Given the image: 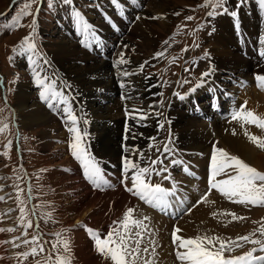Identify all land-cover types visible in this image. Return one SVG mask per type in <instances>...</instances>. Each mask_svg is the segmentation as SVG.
<instances>
[{"label":"rangeland","instance_id":"1","mask_svg":"<svg viewBox=\"0 0 264 264\" xmlns=\"http://www.w3.org/2000/svg\"><path fill=\"white\" fill-rule=\"evenodd\" d=\"M121 0V4L119 6L114 7L113 4L109 2V0H73L74 7L69 8L66 4L62 3V0H33L31 4L30 11L32 12V15H29L27 17H22V13L24 10V2L25 0H18L17 3H14L13 0H0V66H2V69L0 68V84H4L3 88L0 90V128H4L5 125H7V128L4 129L3 132H0V153H3L6 151L4 148V145L8 143L9 140L12 141V147L11 150L8 151L7 155H0V177H7L8 179H0V186H3V190H0V196L4 197V201H0V227L5 228H17V231L12 233H5L7 236L6 238L8 240L13 239L16 236H21L23 232V228L19 227V201L16 198V185H19V188L23 189V192L20 194V199L24 201V204L26 205V209L29 210L28 218L33 219V228L28 230V236L22 237V239H31L34 231H35V218L31 216V208L32 204H35L37 206H40L37 208L38 215L40 217V229L43 230L42 232L45 233L44 238L47 240H55V236L52 235L53 233H62L65 238H67L70 241L71 245V251L70 253H65V255H70L71 260H75V262H71V264H84L80 258H77L76 250L74 245V239H73V232L71 229V226L68 225V216L69 214H66V212H63L62 214V208L64 209V205H62L59 202V191H58V185L53 182V180L49 176V168L48 166L44 165L42 163V158L44 156V151L42 148V139L40 137V133L42 131V128L40 126H35L32 128H25L23 129L20 125L21 130L15 129V126H13L10 123L11 119V109L8 107H4L2 105L1 99L2 95L7 94V99L9 102H12L14 104L13 108L16 104V91L17 86L19 84H29V93L36 98V101L41 103L42 100L38 97L39 96V90L37 86L34 84V76L33 72L28 69L27 65H29L28 62L25 61V66L22 64V59L24 57H20L17 55L16 51H13V49L19 50L24 37L29 36L33 33V27L32 22L35 18L37 23L35 25L36 34L34 36V42L36 44L37 52L42 54L46 59L48 60L52 72L55 73L56 79L58 82H63L67 85L71 86V92L74 95L75 99L73 102H77L78 104H83V110H81V117L85 118L87 116V109L86 104H84L83 101V92L79 91L78 89H73L72 84L68 79L60 78L56 75L55 69H53V62L51 60L50 56V50L54 47L55 44L74 40V42H77L80 44V49H84L85 51L94 54L95 48H85L80 40L81 37L78 35L77 30L74 28L72 18L70 16V11L79 10L83 16L86 18L87 21H90L93 26L96 24H99L98 19L105 18V13L111 14V18L113 21H115V24H110L109 27L112 25L118 26V31L116 29H113L112 32V39L113 41H109V43L103 42L105 40V34H102L100 31L95 30L99 33V35L102 37L101 41V47L106 50L105 54L100 53L98 54V60H103V57H110L111 58V51H115L118 47H120V52L124 53V56L127 55L130 60L134 57H137V52H132L131 49H129L128 44L125 48L124 42L126 40V37L128 36L127 33L131 32L134 29V25L140 20V16H142V13L148 12V7H150V4L154 2V5L156 6L155 9H157V5L161 3L160 0ZM171 5L174 7V11L172 13L173 20L172 22H168L167 26L160 23V16H153L156 17L155 19L153 17H148L147 21L150 24V28H152L156 33V41H157V52L155 53L154 57H151V59L148 60V63L145 64V71L143 76L147 77L148 79H151V82L146 86H152L154 84H157L154 88H151V90L155 91V97L154 101L157 103V109L156 111L160 112L163 117H166V112H170V110L173 112L174 108H178L180 113H178L179 120L177 121L178 117L176 116L177 128L181 129V126L183 127L184 122L181 120L182 112H184L186 115L189 116H197L200 112L203 113V119L206 123H211L213 118H209V108L211 107V101H212V94L215 90H220L223 93V96L225 97L226 93L231 92L230 86L238 85L236 83H241V80L238 79V73L244 69V67H236V66H228L226 65L224 69H218L216 71V77L213 82H210L208 80L207 85L204 89H197L195 92L191 93V96L186 101V103L181 104L184 101H178L176 98H178L174 93H182V92H188L191 89V86H188L189 83L192 80L193 75L194 80H200L201 74L204 73L203 71L208 70L209 62L208 60L203 61L202 63L199 62L203 59V55L208 50V54L210 49V45H214L212 41V37L216 35L217 31H211V21H216L218 19H226L227 17L230 19L231 15L223 14L224 16H219L220 14H217L215 17H210L209 12L212 10L213 5L215 3V0H168ZM237 0H228V6L229 11H231L233 8L236 7ZM12 5L13 11L11 13L8 11L10 6ZM50 5H53L50 7ZM208 5V6H205ZM259 7V11L257 10L254 12L255 15V25L250 24L248 27L252 28L254 27V35L260 37V31H258L259 24L258 21L261 19L262 13L261 10H263V16H264V5H261L259 3V0H248L247 4H244L239 8V20L248 18V12L253 9V7ZM160 7V6H159ZM161 8V7H160ZM37 9H39V13L37 16ZM152 9V8H151ZM153 10V9H152ZM158 10V9H157ZM8 11V12H7ZM100 15H98V12ZM150 11V10H149ZM246 11L247 13H245ZM5 12H7L9 15H7ZM242 12V15H241ZM5 13L7 15L6 17L2 18L1 14ZM177 13H179L177 15ZM92 14V17L90 19L87 18ZM193 17L192 20L186 19L187 17ZM139 17V20L137 19ZM218 17V18H217ZM130 18V19H129ZM217 18V19H216ZM20 20V24L22 26L17 27L16 22L17 20ZM206 20V23H203L198 31V34L196 35L197 31H195V28L199 25L200 22ZM58 21L62 24L59 25ZM209 21V22H208ZM252 21V20H249ZM102 22V21H101ZM106 22V20H105ZM208 22V23H207ZM248 21H246L247 23ZM194 23V26H193ZM105 26H107L106 23H104ZM108 28V26H107ZM110 30V29H109ZM122 30V32H119ZM213 33V34H212ZM259 33V34H258ZM218 35V34H217ZM244 34H234L233 38L236 39V46L235 49H241L242 41L240 38ZM124 38H123V37ZM126 36V37H125ZM199 38V39H198ZM76 39V40H75ZM240 39V40H239ZM121 41L122 45L120 46L118 42ZM167 41V44L165 43ZM241 41V42H240ZM126 43V42H125ZM234 45V44H232ZM112 46V47H111ZM115 46V47H114ZM116 48V49H115ZM185 48H187V51H183ZM232 48V47H231ZM230 48L229 51L232 49ZM180 49L183 51V58H181L182 54L177 53L176 55H173L171 52L174 50ZM157 53H164V55L160 56L159 58H156ZM195 54V55H194ZM242 54V53H241ZM194 55V56H193ZM12 57L13 59H9ZM191 64L193 65L192 61H197L196 66L197 70L189 69V63H186L185 60L187 58H191ZM150 58V57H149ZM207 57H205L206 59ZM246 58V57H245ZM25 60V59H24ZM179 60H181V65L179 64ZM212 60V57L211 59ZM34 61L37 64L36 68H39L40 61L38 58H34ZM104 62L110 63V60H103ZM247 65L246 68L252 69L255 71V65L250 61V58L245 59ZM216 63V61H214ZM208 63V64H207ZM169 64V66L166 68V65ZM189 69V71H185V68ZM164 71V74L162 70ZM113 71H115V67H112ZM3 70V71H2ZM34 70V69H33ZM51 74V72H50ZM7 78V89H5V83L6 81L4 79ZM208 79V77H206ZM223 78V80H222ZM187 80L189 83H184V81ZM218 82L217 86L215 83ZM242 85L246 88V90H242L243 92L247 93L248 97L251 99V108L252 112L255 114L257 110L255 109L254 105L252 104L253 98L250 96L251 90L253 89L251 87H254L256 89V92L263 95L264 89H262L258 83L252 82V83H246L243 82ZM209 86H212L211 91L208 93L205 91V89ZM120 94H115L113 96V99H117L116 102H118V105H116V110L118 112L115 113L116 115L120 113H125V100L123 99L122 91L120 90ZM158 93L162 95H158ZM2 94V95H1ZM67 94V93H66ZM110 96V93H107ZM157 94V96H156ZM106 95L105 92H101L99 97H102ZM113 95V94H112ZM183 95V94H181ZM185 95V94H184ZM98 101L102 100V103L104 104L107 100L99 99ZM81 100H79V99ZM235 101L237 97L235 96ZM119 100V101H118ZM230 100V99H229ZM159 102V103H158ZM202 103V104H201ZM100 104V102H99ZM171 104V106H170ZM195 104V106H192ZM41 106L43 104H40ZM223 105H227V101L225 100L223 102ZM100 106V105H98ZM190 108L197 109V112H191ZM13 110V109H12ZM121 110V112H120ZM193 110V109H192ZM46 111H50V114L54 117L58 124V128L64 131V133H67V138H65V141L68 143L67 146V154L73 160V162H76V166L79 168V162L74 161V157L70 153L69 149V143L71 139V134L67 131L66 126L64 122L62 121L61 116L57 113H51V109L48 107ZM57 113V114H56ZM122 113V114H123ZM84 114V115H83ZM261 115L259 112H257L255 115ZM160 115V116H162ZM168 115V114H167ZM228 115V112L226 116ZM13 116L16 118V123L19 125L20 121L17 118V114L15 112L13 113ZM222 119H223V115ZM263 115H261L262 117ZM264 117V116H263ZM119 118V119H118ZM124 118V119H123ZM118 120H122L124 124L122 126H130V121L128 120V115L125 114L123 117L119 115L117 116ZM159 117H157V120ZM164 121L165 119H161ZM113 121V120H111ZM152 116L147 120V124L151 126ZM210 121V122H209ZM183 123V124H181ZM81 126H83V130H85L90 136L91 130L86 126H91L89 123L86 125L83 123ZM100 126H102L100 124ZM247 126V125H244ZM250 131L253 135L259 136L261 138H264V129L255 127V125H252ZM86 127V128H85ZM250 127V126H247ZM260 130V131H259ZM49 129H47V132ZM52 130V134H53ZM157 131V130H156ZM20 137H17V135H20ZM165 135H168L165 131H153L148 137L154 136L157 137V146L161 149V145L165 141ZM22 141V144H21ZM50 143H53L56 145L57 142L52 139H47ZM124 142H127L123 140ZM145 140V148H144V155L145 157H149L151 159H155L159 153L156 151V148L154 147L151 150V153L148 152L147 146L149 144V141ZM250 145L252 146V150L255 151L258 155L264 154V149H261L257 147L254 143L251 141ZM147 144V145H146ZM122 145V144H121ZM169 147H172L175 149L174 144L169 145ZM92 148V147H91ZM223 148V147H221ZM226 150L225 148H223ZM176 150V149H175ZM227 151V150H226ZM20 152V153H19ZM94 153V152H93ZM232 155V154H231ZM95 156V154H94ZM96 157V156H95ZM175 158L180 159L181 156L175 151ZM104 159V158H102ZM243 160V159H242ZM108 161V160H105ZM201 160H198L197 162H200ZM109 162V161H108ZM195 162V161H194ZM247 163V162H246ZM28 164V168L27 165ZM166 165H169V163H165ZM191 165H194L197 167V170L199 171L202 169L201 165H197L196 163H191ZM159 167V165H157ZM67 169L68 174L76 171L73 168ZM172 169H178L181 170L180 174L182 177H185L188 179V185H189V194L186 196L184 207L186 208L188 205V202L192 201L194 204H196L197 200L200 199L206 192H208V188L202 187L203 184L199 185L200 183L196 180H192L190 177H188L185 172L182 170L181 167L175 166L170 167V171ZM195 170V171H197ZM258 170V169H257ZM258 171L264 172L263 169H259ZM193 173H189L191 175ZM196 174V172L194 173ZM167 175V173H165ZM178 175V177H179ZM81 176V175H80ZM19 177V179H17ZM83 177V176H82ZM81 177V178H82ZM223 177V176H222ZM155 178V175H154ZM158 178V177H157ZM180 178V177H179ZM184 178V179H185ZM183 179V180H184ZM217 179H220L217 177ZM82 180L84 183H86V179L83 177ZM186 180V179H185ZM184 180V181H185ZM159 182V181H155ZM161 182V181H160ZM166 183H163L164 187L171 188L170 181L165 180ZM177 183V182H176ZM178 185V184H177ZM183 186V191L187 192V186ZM194 186V188H191ZM202 187V188H201ZM29 188H32V191L30 195L33 197L31 200H29ZM49 189V190H48ZM207 190V191H206ZM182 192L179 190V186L177 187V193ZM99 193H102V191ZM176 193V194H177ZM193 196V197H192ZM213 198H212V197ZM217 198H214V197ZM220 200H219V199ZM197 199V200H196ZM224 199V200H223ZM226 198L222 196L219 192H215L211 190L210 194L207 196V199L203 202L199 203L196 209L194 210V207L192 209L194 211H190L189 213H186L183 215V217L180 219V221L186 216L188 218H184L185 220L183 222H186L187 224L197 225V226H210L208 224L209 221L212 222L211 229H214L216 227L225 225V228L230 229L231 225L234 224H240L241 226H235L230 229L229 233H223L222 238H224V241L233 240L235 241L240 236H246L250 235L252 239H261L264 240V236H261L260 232L258 231L262 224H264V206H255L251 207V205H241L237 203H233L230 200H225ZM218 201L219 203L222 202L224 204H218L213 209H210L212 207L213 203H216ZM110 203V201H109ZM141 201L138 204H134L132 207H137L136 209V216L140 217L143 215L140 212V209L144 208V205ZM233 203V205H232ZM230 204V205H229ZM137 205V206H136ZM143 206V207H142ZM140 208V209H139ZM209 208V209H207ZM9 209H13L14 211L9 212ZM105 209V208H102ZM107 209V208H106ZM127 208H124L123 210H113L108 209L105 211V213H101L99 207H97V211H99L98 214H101L103 216V220L98 221L94 223V219L89 218L83 223H79L80 225H86L89 226L90 223L95 224V228H99L100 226H103L104 223H108L113 217L118 216V219L121 220L123 218V215L125 213V210ZM181 211H178L180 213ZM203 213L201 216L202 221L199 223L196 222L194 219V216L198 213ZM45 213H51V216H45ZM225 213H234L237 217H244V219L240 220H234L231 215H226ZM192 214V215H190ZM163 217V216H162ZM205 218V219H204ZM151 223L152 219L149 217ZM199 221V219L197 218ZM155 222H160V229L157 231V234L161 236H166L171 240V233L173 226L169 225V220L166 218H162V220H155ZM163 221V222H161ZM179 221V222H180ZM237 221V222H236ZM166 222V223H165ZM182 222V224H183ZM236 222V223H235ZM147 224H150L149 222H146ZM203 223V224H202ZM101 224V225H99ZM169 226H168V225ZM181 224V225H182ZM164 228V231L162 230ZM235 228V229H234ZM183 229V228H182ZM209 229V228H208ZM85 228L79 227L80 232H85ZM184 230V229H183ZM98 231V230H96ZM255 233V235H252ZM184 235H182L184 238H194L198 234L197 229L195 228L194 231L187 232L184 230ZM189 234L194 235L193 237L189 236ZM207 234V233H205ZM205 234H202L200 236H204ZM86 236V233H85ZM221 237V236H219ZM87 238V237H86ZM88 239V238H87ZM166 239H162L160 241V247L159 251L161 252L162 256L158 257L156 260H158V264H174L171 257L169 256V251L171 250L169 248V245L166 241ZM89 241V240H88ZM90 242V241H89ZM17 243H21L20 241H17ZM91 246L94 248V245L92 242ZM247 244V243H245ZM162 246V247H161ZM250 251L253 247H259L258 245H252L249 244ZM145 247V240L141 243V250ZM219 247V245L217 246ZM3 250L12 257H15L16 253L24 252V251H30V246H26L21 244L20 248H14L11 245H5L3 247ZM241 250V249H240ZM239 247H234V250L229 252H225V257L229 256H240L239 254L244 253V251H240ZM150 251V250H149ZM240 251V252H239ZM247 249L245 248V253ZM61 252H63V249H61ZM95 252H97L95 250ZM239 252V254H238ZM74 253V254H73ZM151 254V259L154 262V258ZM256 255H264V253L257 252ZM47 256V249L44 253H42L40 256L36 257L35 259L33 257H29L27 260H23L22 264H35V260L39 259L41 260L42 264L44 259ZM96 258H99L101 263H104V258L99 257V254H95ZM15 262L13 264H21V260L14 259ZM110 262V260H108ZM106 262V261H105ZM108 263V262H106ZM155 263V262H154ZM110 264V263H108ZM156 264V263H155Z\"/></svg>","mask_w":264,"mask_h":264},{"label":"bare ground","instance_id":"2","mask_svg":"<svg viewBox=\"0 0 264 264\" xmlns=\"http://www.w3.org/2000/svg\"><path fill=\"white\" fill-rule=\"evenodd\" d=\"M160 1L161 3L157 5L158 10L155 9L156 6L154 5V2H152L150 4V7L147 8L148 12L146 11V13H142V16H140V20L138 19L139 21L134 25V29L131 32L127 33V37L125 36L126 40L123 41L124 45L128 44L129 49L132 47V52H137V57H134L132 61L127 55H125V59L130 61V63L128 64L121 65L119 68L114 66L119 54L121 53L120 47H118L117 49L115 48V51H111L110 63L104 62L103 60H98L99 58L97 55L100 53L105 54L106 52V50H104L102 47H100L99 49H94V54H91L85 51L84 49L81 50V46H79L80 44L74 42V40H65L64 42L57 43L50 50V56L53 62V69H55L56 75L59 77V79H68L72 84L73 89H78L79 91L83 92L82 102L86 104L85 108L87 109V116L85 117V119L87 120V123L91 125L86 126L91 130L90 136H88L86 139L88 141V144L90 145L91 153L93 155L95 154L96 158L100 161L102 167L105 169L106 178L110 181L112 185L111 187L105 190H100V192L102 191V193L96 192V190L98 189L95 188L83 176L81 165L79 164L78 168L75 165L76 162L74 163L73 160H71V158L68 156V143L65 141V138L68 137L67 133H64V131L58 128V124L52 114H50V111H46V109H48L47 104L43 101L41 103L36 101V98H34V96L29 93V84L25 83L19 84L17 86L15 110L17 111L19 116V125H21L23 129H25L26 127L29 129L35 126H40L42 128V131L40 133V137L42 139V148L44 151L42 163L48 166L50 170V178L53 180V182L58 185L59 202L61 204V207L62 205H64V209L62 208L61 215L63 216L64 211L66 212V214H69L67 223L71 226L74 244L76 241V244L74 245L77 254L76 256L77 258H80L84 264H100L101 261L99 258L95 257V254L98 255V253L95 252V248L91 246L90 242H92L93 245L94 242L90 239L88 232L86 230H84L85 232L79 231V223H83L89 218L94 219V223L103 220V216L101 214H98L99 211H97V207L101 209L100 212L103 214L108 209H113L114 211L119 209L123 210L124 208L132 207L134 204H138L141 202V200L127 192L125 190L124 185L120 183L121 159L122 155L124 154V148L121 146V143L127 144L129 146L139 145V147L144 150L145 140L153 131L157 130V116H152L151 126L147 124V121L143 122L148 125L147 127L135 126L134 122L128 119L131 124L127 127L130 129V131L126 133V126H122L124 122L122 120H118L119 118L117 119V116L119 117V115L123 117V115L126 114V111L125 113L122 112L123 114L120 113L116 115L115 110L116 105H118V102H116L117 99H113V96L118 93L120 94L121 90L123 96L128 93L131 94V96L133 97L132 99L125 100V107L148 110L149 105H154L155 107L152 110L156 111L157 109V103L154 101L155 91L150 89V87L154 88L157 84H154L155 86L152 85L150 87L146 86L150 82L152 84V81L151 79H148L147 77L143 76L145 69L143 70V72H139L138 74H134L129 77H123L122 71H138V66L141 64H145L146 59H151V57H154L155 53L157 52L158 44L156 41V33L152 28H150V24L148 23L147 19L148 17L160 16V23L167 26V23L172 22L174 18L172 15L174 11L173 5H171L168 0ZM258 8L259 7L256 6L253 7V9L251 8L248 13L244 11L248 14V18L246 19L239 20V16H231L230 19L227 17L226 19H218L216 21H211L210 30L217 31V33L211 38L214 45H210L212 50L210 49L208 54V70L203 71L207 72L211 69V75L208 76V79L205 77L204 83L201 86L196 87L198 84H200L199 80L194 86L196 90L204 89L207 85L208 80H210V82H213L216 77V71L219 68L224 69L226 65L244 67V69L238 73V79L241 80V83H236L238 85L230 86L232 94L228 92L224 97L223 93L220 90L213 91L211 107L208 109L210 111L209 118H213L212 122H205L202 115L203 113H201L202 111L198 112L199 114L197 116H189L182 112L181 120L182 122H184V125L183 127L181 126V129H179L177 128L178 126H176L177 121L179 120V109L174 108L173 112L171 110L169 113L166 112L167 122H171V126H169V128H171L173 134L176 135V138L172 141L170 146L174 144L177 153L181 156L180 160H182L184 164L179 165V167H181L182 170L184 166H187V168L190 167L193 172H196L195 170L197 169L194 165H191L192 162H190V160H193L195 162L198 160H202V158L198 157H200L201 154L207 155L211 149V146L213 145L215 147L225 148L229 154L238 156L240 159H243L249 165L255 167L258 170H264V154H256L255 151L252 150V146L250 145L251 143H249L250 140L248 136L245 135V129H247V131L252 134V132L250 131L251 128L249 129L247 126L242 127L241 124L237 121L229 122L228 115L223 116L222 119V116L221 114H219L217 108V105H220L225 108L224 113L228 112L229 114L230 106L232 108L238 109L240 105L247 101L246 110L252 111L251 99L248 97L247 93L242 91L246 90L242 83H258L256 77L258 75H264V57L259 54L261 51H264V16L262 9H260L262 16L261 19H259L258 21V31L261 32L260 37L254 35L255 31L253 26L252 28L248 27L250 24L255 25L256 21L254 12ZM257 11L260 12L259 9ZM98 13V15H100V13L102 12L99 11ZM105 14L109 17L111 16V14L109 13ZM91 17L92 14L87 16L88 19H90ZM95 19H98L99 21V24L95 25L96 30L106 35L105 40L103 42L109 43V41H113L111 35L114 28L116 29V31H118L117 24L109 27V22H105V18L100 19L98 16V18L95 17ZM246 21L248 22L246 23ZM104 23L107 24L108 28L107 26H105ZM119 32H122V30H120ZM235 33L244 34L243 36L238 37L241 39L242 42H240L243 46L240 50L238 48H234L237 47V38H233ZM118 44L121 46V41H119ZM230 48L232 49L231 51H229ZM259 56L261 57L259 58ZM211 57L212 60H210ZM245 57L247 59L250 58V61H252L253 64L258 61L260 63L259 68L257 69V67H255V71L246 68L247 63L245 61ZM24 59H22V64L25 66V61L27 59L25 57ZM214 61H216V63ZM26 62L29 63L28 60ZM35 66L37 67V65ZM27 67L28 69H30L31 72H33V66L30 65V63L29 65H27ZM112 67H115V71H113ZM121 80H124L125 83L130 82L132 87L127 89L121 88ZM216 84L218 85V82L215 83V85L213 86H217ZM211 88L212 86H209L205 89V91L209 93L211 91ZM251 88H253L250 89V96H252L253 98L252 104L254 105L257 112L264 116V92L262 95L256 92L257 88ZM101 92H105L106 95L99 97ZM107 93H110V96ZM190 96L191 94L186 96L184 99H180V101H187ZM235 96L237 97L236 101L234 98ZM98 97L99 99H105L107 101L103 104L102 100L98 101ZM176 100L179 101V98H176ZM225 100L227 101V105H223V102ZM186 101L182 102L181 104L186 103ZM40 104L43 105L41 106ZM214 105H216V107H214ZM192 106H195V104H193ZM73 107L76 110V114L81 117V110L79 108V104L77 102H73ZM190 110L191 112H197V109L195 108H190ZM54 112L57 111L55 110V108H52L51 113ZM116 112L118 111L116 110ZM257 112H255V114ZM176 116L178 117L177 121H175ZM82 124L83 123H81V125ZM100 124L102 126H100ZM81 125L80 127L83 129V126ZM47 129H49L48 132ZM232 129L236 130L235 135L232 134ZM52 130H54L53 134L51 133ZM132 131L137 133V139L135 140L131 138ZM140 133H142L143 136H140ZM126 134L129 136V138L127 139V142H124L123 137H125ZM47 139L55 140V142H57L58 144L55 145L53 143H50L49 141H47ZM133 159L135 160L136 157H133ZM105 160H108L109 162ZM74 161L76 160L74 159ZM140 163L141 166L144 165V161H140ZM196 164L200 165L199 162H197ZM66 167L68 169L73 168L76 171L70 173L69 175ZM173 171L174 169H172L171 171L172 179L177 182L179 190L182 192L177 193L174 198H171L172 206L168 210V213H170L171 210L182 211V209L185 208L184 204L186 196H188V194L191 192H189V185L187 182L188 179L182 177V175H179V178L178 175H176ZM185 174L192 180H196L194 174L189 175V173L187 172H185ZM80 175L86 179V183H84ZM129 175H131V173H129ZM159 178L161 181L162 177ZM157 179L154 180L152 176L153 183H159L160 181ZM163 183L166 182L163 181ZM128 185L131 186V181L128 182ZM186 185H188V188L187 192L185 193L183 191V186ZM214 198L217 197L215 196ZM225 200H227V198ZM142 204L144 205V208L139 209L143 215L149 216L154 212L161 211L160 209L154 208L144 202ZM218 204L224 203H219L218 201H216V203L212 204V207L210 209H213ZM241 205L239 204L240 207ZM202 214L203 213L201 212L194 216V219L197 223L202 221L199 217ZM155 215V218L151 217V226L152 229L156 230L157 232L160 229V222H155L154 219L162 220V218L164 219L165 215L167 214L162 215L163 217L158 216L157 214ZM184 218H188V216H185ZM184 218L178 223L177 226L172 229L171 240L168 237L166 239V236H162V239H166L168 245L172 244L175 247L172 242V234L174 229L177 227L181 229V232L178 233V235L181 236L184 235V230L187 232H191L194 231V229L196 228L199 235L207 233L204 236H221L219 238L223 240V233H229L231 228L243 225L242 222L240 224L231 225L230 229H227L225 228V224L211 229V227H213V225H211V221L208 222L210 226L206 227L204 225L201 226V224L200 226L192 224L189 225L186 222H183L185 220ZM197 218L199 219V221L197 220ZM115 219L116 216L113 217L108 223H104L101 227V230H98V232H100L102 235L106 234L109 230V226ZM94 223L89 222V226L87 227L92 228L93 225L95 226ZM162 230L164 231V228H162ZM6 234L0 233V240H8L6 238ZM189 236L193 237L194 235L189 234ZM146 245L147 243L145 242V246ZM4 246L5 245L0 246V256L11 255H8L3 250ZM155 247L157 248V251L159 252L160 256H162L161 252L159 251L160 242H156ZM152 256L155 259L154 262L158 264V260H156L157 255L153 254ZM145 258L151 259V256L145 255ZM13 262H15L14 259L0 260V264H13ZM103 264L108 263L104 261Z\"/></svg>","mask_w":264,"mask_h":264},{"label":"snow or ice","instance_id":"3","mask_svg":"<svg viewBox=\"0 0 264 264\" xmlns=\"http://www.w3.org/2000/svg\"><path fill=\"white\" fill-rule=\"evenodd\" d=\"M17 3L18 0H13ZM33 0H25L24 10L22 17L32 15L30 11ZM114 7L121 4V0H109ZM62 3L66 4L70 9L74 7L73 0H62ZM248 0H237L236 7L229 11L228 0H215L212 10L209 12L210 17H215L217 14H228L233 17H238L239 8L244 4H247ZM261 5H264V0H259ZM53 5H50V7ZM208 6V5H205ZM39 9H37V16ZM70 16L73 21L74 28L77 30L78 35L81 37V44L85 48L99 49L101 47L102 37L95 30L93 26L83 14L77 9L70 11ZM179 13H177L178 15ZM154 19L156 17H153ZM139 19V17H137ZM186 19L192 20L193 17H187ZM106 22L114 24L115 21L111 17L105 14ZM37 21L34 18L32 22L33 33L24 37V40L17 51V55L25 57L30 65L33 66L34 83L39 90V98L52 109L55 108L58 114L61 115L67 131L71 134L69 143V149L71 155L82 167L83 176L89 181L95 188L105 190L111 187L110 181L106 178L105 169L102 167L100 161L91 153L90 145L88 144V133L83 130L81 123L87 124V120L76 114V110L73 107L74 95L71 92V86L63 82H58L55 73L52 72L50 64L46 57L37 52L36 44L34 42V36L36 34ZM16 26H22L20 20L16 22ZM167 44V41H165ZM125 48L127 45L124 46ZM185 48L183 51H187ZM264 57V51L259 53ZM164 55V53H157L156 58ZM34 57L40 61V67L36 68L34 63ZM9 59H13L10 57ZM130 61L125 59L124 53L121 52L118 56L114 66L119 68L121 65L128 64ZM148 62L145 61V64ZM193 66H196L197 61H192ZM145 64L138 66V71H122L123 77H129L139 72H143ZM185 71H189L185 68ZM51 72V74H50ZM211 75V69L201 74L200 84L204 83L205 77ZM258 85L264 89V75H258L256 77ZM184 83H189L185 80ZM155 86V85H154ZM3 84H0V88ZM121 88H130L132 85L125 83L124 80L120 81ZM196 88L189 90L188 94L195 92ZM67 93V94H66ZM185 94V95H188ZM158 95H162L158 93ZM180 99H184L185 95L180 93H174ZM123 99L129 100L133 97L131 94L126 93ZM5 102L7 103V94H5ZM247 101H245L239 108H233L228 114L229 122L237 121L243 127L245 124L255 125L258 128L264 129V117H258L251 110H246ZM154 105H149L148 110L138 108H125L128 118L134 122L135 126L147 127L146 123L151 116L159 117L162 115L158 111H153ZM216 107V105H214ZM7 128H0V132H3ZM164 128V121L157 120V130ZM130 129L126 125V133ZM232 134H236V130L232 129ZM143 136L142 133L139 134ZM245 135L249 140L257 147L264 149V138L256 135H252L245 129ZM129 136L126 134L124 140L127 141ZM131 138L137 139V133L132 131ZM149 144L147 150L151 153V150L155 147L159 155L156 159L145 157L144 150L139 145L129 146L123 145L124 154L121 159V179L120 183L124 185L125 190L132 196L138 198L144 203L160 209L162 212L168 211L171 208V198H174L177 193V183L172 179L170 167L183 165L184 162L175 158V149L169 147L172 143L171 136H169L166 142H163V150L157 146V137H147ZM12 141L9 140L4 148L5 152L0 155H7L11 150ZM133 157H136L134 160ZM169 161V165L165 164V161ZM140 161H144V165L141 166ZM159 165V167H157ZM185 172L189 169L187 166L183 167ZM131 173V175H129ZM167 173V175H165ZM156 175L162 177L161 182L153 183L152 176ZM223 176L224 179H217V177ZM0 179H8L7 177H0ZM19 179V177H17ZM170 181L171 188H165L163 181ZM131 181V186L128 182ZM17 189L16 198L19 201V227L23 228L21 236H16L11 240H0V246L11 245L14 248H20L21 244L30 246V251L19 252L12 256H0V260H12L17 259L27 260L30 256L34 259L40 256L47 249V256L43 261V264H71L70 253L71 245L70 241L63 236L62 233H53L55 240H47L44 238L45 233L40 229V217L37 216V208L40 206L33 205L31 208V216L35 218V231L31 239H22V237L28 236V230L33 228V219L28 218L29 210L26 209L24 201L20 199V194L23 189L19 188V185L15 186ZM208 189L199 200H197L195 207L199 203L207 199L212 189L217 190L222 196L232 201L233 203L252 206H264V172L258 171L255 167H252L238 156L229 154L221 147H214L213 154L211 155L210 173L208 180ZM0 190H3V186H0ZM29 200L33 197L30 195L31 188H29ZM5 198L0 196V201H4ZM14 211L9 209V212ZM136 209L134 207H128L121 220L113 221L109 226V230L106 234L87 227L86 225H80L88 232L90 239L94 242V248L99 255L104 259L110 260L111 264H154L152 260L146 259L145 255H151L155 252L154 241L149 240L153 246L151 252L149 247L145 246L141 250V243L145 239L147 233L151 236V229L144 222L148 217L137 219L134 216ZM191 208H187L184 212L189 213ZM231 215L234 220L244 219V217H237L234 213H225ZM45 216H51V213H45ZM17 231V228H2L0 227V233H12ZM261 236H264V224L261 225L258 230ZM181 232L180 228H175L172 234V242L175 245V256L180 264H264V255H255V253H264V240L252 239L250 235L240 236L235 241H224L219 237H209L197 235L194 238H184L178 233ZM252 235H255L253 233ZM20 241L21 243H17ZM244 243H250L252 245H258L259 247H253L251 251L240 256L225 257L224 253L231 252L234 247H243ZM219 244V247L216 245ZM63 249V252H61ZM35 264H42L41 260L36 259Z\"/></svg>","mask_w":264,"mask_h":264}]
</instances>
